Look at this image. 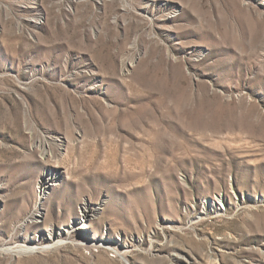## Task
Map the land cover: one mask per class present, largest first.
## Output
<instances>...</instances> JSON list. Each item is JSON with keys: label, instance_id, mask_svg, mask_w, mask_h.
Returning a JSON list of instances; mask_svg holds the SVG:
<instances>
[{"label": "rangeland", "instance_id": "obj_1", "mask_svg": "<svg viewBox=\"0 0 264 264\" xmlns=\"http://www.w3.org/2000/svg\"><path fill=\"white\" fill-rule=\"evenodd\" d=\"M83 199L0 264H264V0H0V245Z\"/></svg>", "mask_w": 264, "mask_h": 264}, {"label": "bare ground", "instance_id": "obj_2", "mask_svg": "<svg viewBox=\"0 0 264 264\" xmlns=\"http://www.w3.org/2000/svg\"><path fill=\"white\" fill-rule=\"evenodd\" d=\"M54 179H52L51 175L44 176V182L48 184V188L50 185H54ZM46 184L43 186L44 188L46 187ZM46 190V189H45ZM44 191V189H43ZM221 209H225V206L222 204L220 205ZM100 209V206H91L88 204V202L83 199L81 201V204L79 205V214L80 217L84 218L83 220L81 219V223H79L77 226L73 227L70 223L66 225V227H62L59 229H55L54 227H48L46 230V238H43L42 236L36 234V237L33 238L36 242H29L26 244H15V245H7V246H2L0 245V255H6L10 254L11 256H18L21 254H31L34 252H42V251H47L55 246H59L65 243H74L73 240H70V234L68 228H74L77 231L80 232H85L87 229L90 228L92 225L91 221L96 218V215L98 214V210ZM43 211L37 210V212L33 216V221H38L40 218L44 217ZM90 223H89V222ZM40 236V239L42 240L41 242L37 240ZM117 239L123 240L119 235L116 236ZM46 239L45 241H43ZM111 237H105L101 236L100 238H94L93 240L91 238V241L89 242H84L85 244L94 246V247H100V248H105L110 250L115 254V257H118L121 261H123L125 264H129L128 262V256L130 249L129 247L133 246L130 241L124 240L123 244L118 243L116 241H112ZM132 239V238H131Z\"/></svg>", "mask_w": 264, "mask_h": 264}]
</instances>
